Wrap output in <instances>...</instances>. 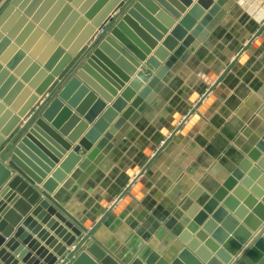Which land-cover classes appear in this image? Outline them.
Instances as JSON below:
<instances>
[{"label": "clouds", "instance_id": "1", "mask_svg": "<svg viewBox=\"0 0 264 264\" xmlns=\"http://www.w3.org/2000/svg\"><path fill=\"white\" fill-rule=\"evenodd\" d=\"M0 237V264H264V0H0Z\"/></svg>", "mask_w": 264, "mask_h": 264}, {"label": "water", "instance_id": "2", "mask_svg": "<svg viewBox=\"0 0 264 264\" xmlns=\"http://www.w3.org/2000/svg\"><path fill=\"white\" fill-rule=\"evenodd\" d=\"M67 70H68V69H67ZM67 70H66V71H67ZM66 71H65V72H66ZM65 72H64V73H65ZM64 73H62V75H64ZM57 81H59V78L56 79V80H54L53 83L49 85V88H48L47 90H45V92L43 93L44 96L47 97V95L53 90L52 88H53V86L56 84ZM55 91H56V90H55ZM55 91L52 92V94L55 93ZM35 109H36V107H34V108H33L32 110H30V111L32 112V111H34ZM43 123L46 124L49 128H51L52 131L56 133V135L62 137V133L59 131V129L56 128V126H55L54 124H52L50 121H48L46 118L44 119ZM78 150H79V148H78ZM17 182H20L23 186H26V187L30 188L32 192H36V188L33 186V180H32L31 177L23 176V175H22V176H14V175H12V174L10 173L9 176H8V178L5 180V183H9V184H13V183H17ZM36 195L39 197V199H36V200H35V203L33 204L32 208L25 210V213H24L25 215H27V213L30 212V211L38 210V205H40V204L43 202L44 197H43L40 193H38V192H36ZM215 210H216V209H213V211H215ZM9 219H11L13 222H17V223H18V221H17V219H16L15 216H10ZM30 219H31V216L28 217V220H30ZM28 220H25V223H27ZM60 224H61V225H62V226H63V227H64V228H65L70 234H72L73 232L76 233V234L73 236V239H72L71 244L69 245L70 248H74V250H76L78 241L84 239L83 234H82V233H79L78 230L72 228V226H71L70 224H69V225H64L62 220L60 221ZM5 226H6V225H5ZM14 231L17 232V235L19 234V229H14ZM6 240H7V239H5V238H3V237H0V247L3 246L4 244H5V245H4L5 248L8 247L9 245H11V243H12L11 240H7V241H6ZM5 242H6V243H5ZM76 242H77V243H76ZM2 252H3V251H1L0 253H2ZM4 259L7 260L8 257L6 256V257H4ZM74 261H75V258L73 259V264H74Z\"/></svg>", "mask_w": 264, "mask_h": 264}, {"label": "crops", "instance_id": "3", "mask_svg": "<svg viewBox=\"0 0 264 264\" xmlns=\"http://www.w3.org/2000/svg\"><path fill=\"white\" fill-rule=\"evenodd\" d=\"M59 81L56 82V84L58 83ZM51 93V92H50ZM48 94L47 96H51V94ZM37 108L33 111V112H36ZM29 217V216H28ZM7 241V240H6ZM6 243V242H5ZM77 243V242H76ZM5 245V244H4ZM1 246L0 247V252L4 250L5 246ZM71 250H74V248H70ZM11 249L9 250V253H10ZM6 257V256H5Z\"/></svg>", "mask_w": 264, "mask_h": 264}, {"label": "rangeland", "instance_id": "4", "mask_svg": "<svg viewBox=\"0 0 264 264\" xmlns=\"http://www.w3.org/2000/svg\"><path fill=\"white\" fill-rule=\"evenodd\" d=\"M85 51H86V50H85ZM82 54H83V53H82ZM68 70H70V69H68ZM66 74H67V71L64 73V75H66ZM58 86H59V82L53 86V88H52L53 90H52L51 93H50L51 95H52V92H54V91L57 89ZM32 113L34 114L35 112L32 111Z\"/></svg>", "mask_w": 264, "mask_h": 264}]
</instances>
